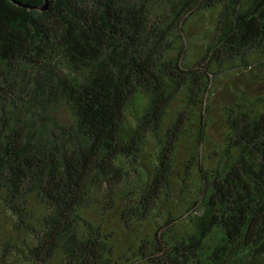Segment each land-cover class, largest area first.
I'll return each mask as SVG.
<instances>
[{
	"label": "clouds",
	"instance_id": "clouds-1",
	"mask_svg": "<svg viewBox=\"0 0 264 264\" xmlns=\"http://www.w3.org/2000/svg\"><path fill=\"white\" fill-rule=\"evenodd\" d=\"M0 8V264H264V0Z\"/></svg>",
	"mask_w": 264,
	"mask_h": 264
},
{
	"label": "trees",
	"instance_id": "trees-1",
	"mask_svg": "<svg viewBox=\"0 0 264 264\" xmlns=\"http://www.w3.org/2000/svg\"><path fill=\"white\" fill-rule=\"evenodd\" d=\"M18 2H19V0H12V3H14V4H17ZM7 15H8L7 10L0 8V17L7 16ZM239 231L245 237H247L249 235V231H251L253 233L254 232H264V224L257 222V223H254V224L249 226L248 224L242 223L240 225ZM244 246H246V245H244Z\"/></svg>",
	"mask_w": 264,
	"mask_h": 264
}]
</instances>
